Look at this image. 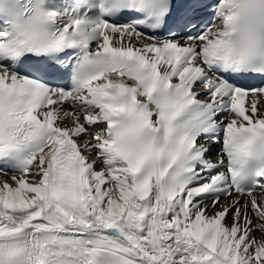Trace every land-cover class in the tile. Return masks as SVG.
<instances>
[{"label": "snow or ice", "instance_id": "snow-or-ice-1", "mask_svg": "<svg viewBox=\"0 0 264 264\" xmlns=\"http://www.w3.org/2000/svg\"><path fill=\"white\" fill-rule=\"evenodd\" d=\"M0 264H264V0H0Z\"/></svg>", "mask_w": 264, "mask_h": 264}]
</instances>
